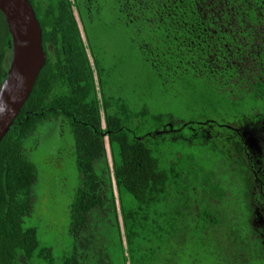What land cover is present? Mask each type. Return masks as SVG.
Masks as SVG:
<instances>
[{
    "label": "trees",
    "instance_id": "16d2710c",
    "mask_svg": "<svg viewBox=\"0 0 264 264\" xmlns=\"http://www.w3.org/2000/svg\"><path fill=\"white\" fill-rule=\"evenodd\" d=\"M29 1L46 61L0 142V264H264V229L256 224L264 183H255L264 174L251 170L244 143L226 126L240 115L264 120V0ZM109 39L123 44L122 66L136 49L153 73L194 78L186 85L203 89L194 91L196 107L207 95L205 108L220 120L208 111L199 115L205 120L132 111L115 95L113 74L124 67L107 65L101 42ZM12 45L0 9V85ZM244 118L239 125L257 123ZM49 121L66 122L81 173L69 208L70 249L62 242L60 254L30 217L40 175L28 140ZM214 124L226 132L209 131ZM202 126L218 144L195 154L163 146L167 134L184 141L185 128L198 134ZM199 150L213 165L202 163ZM220 168L243 180L247 214L225 205L232 189L222 185Z\"/></svg>",
    "mask_w": 264,
    "mask_h": 264
},
{
    "label": "rangeland",
    "instance_id": "374dc122",
    "mask_svg": "<svg viewBox=\"0 0 264 264\" xmlns=\"http://www.w3.org/2000/svg\"><path fill=\"white\" fill-rule=\"evenodd\" d=\"M120 42L121 40L117 39H109L101 42L106 50V52L102 54L106 59L107 65L113 66L118 64L122 66L121 62L125 54L124 49L120 47L123 44ZM125 45L128 50L132 47H130V42ZM135 50L132 49L131 52H133L134 56L132 57L129 55L131 58L128 60L126 59L128 62H126V65L122 66L124 67L123 70L113 74V82L119 83V86L115 87V95L121 96L123 102L126 103L127 106H131L132 111H138L148 107L152 112H161L163 115L171 114V117L179 120L197 119L199 115L205 114L208 111V113L211 112L208 114L210 119L220 120L219 114L214 113L215 110H208V108H205L207 105V103L205 104L207 95L201 96V106L200 108L196 107L197 101L194 91H203V89L194 90L190 89L189 85H186V82L193 81L194 78L189 77L186 82H184L179 74L174 75L168 73V76H166L164 73H153L151 71L152 66L143 65L145 57H141ZM242 105L243 104L237 106V109H242L244 107ZM226 109L229 112L233 111V107H228ZM204 117L205 115L199 119L205 120ZM244 117L255 118L247 115H240L239 118L236 119L229 118L227 122L231 125H239L242 122L244 123ZM253 120L261 122L263 119ZM151 124L152 121L150 122V125ZM202 127L203 130L198 134L192 133L193 129L185 128L182 131L183 133L181 132L183 134L182 136L185 137L184 141L175 139V134H167L163 146L171 151L184 148L186 152L195 154L197 148L202 149L201 147L218 144V139L206 140L207 136H205L206 133L204 134V126ZM221 129L223 130V128L215 126L213 132L216 133V131H221ZM147 130V128L143 129L142 127V130L138 132L141 135ZM228 133L231 132L228 131ZM231 137L235 140L237 139V136ZM186 138L188 139L186 140ZM107 150L110 160L111 155L109 149ZM196 155L203 157L201 161L204 165H213V163L210 162V157H204L205 151H200ZM232 155L236 156V153L233 152ZM28 156L37 165L40 175V179L34 187L36 191L34 217L33 214L30 217L32 223L39 227L38 230L42 238L48 243H54V245H49L55 247L56 253L60 254L62 242L66 245L67 250L70 249V247H67L70 241L68 233L70 222L69 208L76 190L81 184V173L76 163L75 143L69 132V127L66 126V122L63 126H61V124L57 125L56 122L52 121H49L43 126L41 125V129L37 130L36 135L28 140ZM228 161L229 158H227V156H219L217 162H224L227 166ZM238 166V164H233L234 168H239ZM217 176H219L222 185L232 189L230 199H226L229 200L225 204L227 208H231L233 211L241 210L243 214H247L248 206L243 193L244 182L239 178L238 173L234 171L225 172L223 168H220L217 172ZM236 195H238L237 200L235 197ZM258 196L259 191L257 190V199H255L254 205L260 208L261 205L258 204ZM263 236L264 235H262V237ZM67 238L69 241H66Z\"/></svg>",
    "mask_w": 264,
    "mask_h": 264
},
{
    "label": "water",
    "instance_id": "95a60500",
    "mask_svg": "<svg viewBox=\"0 0 264 264\" xmlns=\"http://www.w3.org/2000/svg\"><path fill=\"white\" fill-rule=\"evenodd\" d=\"M12 34V59L0 85V142L31 94L46 61L42 29L29 0H0Z\"/></svg>",
    "mask_w": 264,
    "mask_h": 264
},
{
    "label": "flooded vegetation",
    "instance_id": "af4514ba",
    "mask_svg": "<svg viewBox=\"0 0 264 264\" xmlns=\"http://www.w3.org/2000/svg\"><path fill=\"white\" fill-rule=\"evenodd\" d=\"M226 125L228 128H231L233 131L230 133V136H237L243 145V154L246 157V160L248 161L249 164H251V170H254L256 173V170L261 172V174H264V161H262V158H264V120L261 122H252L247 125H231L228 123ZM219 125V124H218ZM216 125V126H218ZM222 128L220 125L218 126ZM211 130L209 131H214L215 124L210 125ZM220 133H225L226 130H221V131H216ZM210 133V132H209ZM208 133V136H209ZM207 136V138H208ZM233 138V137H232ZM250 166V165H249ZM257 174V173H256ZM257 184L259 183H264V182H255ZM264 186V184H263ZM261 210V211H260ZM257 213L258 217L256 218V224L258 227H262L264 229V207H261ZM264 233H261L260 236L262 237ZM264 237V236H263Z\"/></svg>",
    "mask_w": 264,
    "mask_h": 264
}]
</instances>
